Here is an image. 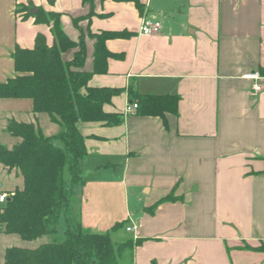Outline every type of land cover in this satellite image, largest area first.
Returning <instances> with one entry per match:
<instances>
[{
	"label": "crops",
	"instance_id": "crops-1",
	"mask_svg": "<svg viewBox=\"0 0 264 264\" xmlns=\"http://www.w3.org/2000/svg\"><path fill=\"white\" fill-rule=\"evenodd\" d=\"M138 1L142 9L136 0H0V82L16 74L17 46L33 48L38 34L55 42L53 23L17 12L19 5L58 13L73 41L84 34L86 70L96 41L89 33H132L106 40L115 56L90 78L93 87L122 90L104 109L124 119L79 124L87 154L71 215L100 232L126 221L121 231L144 239L133 264H264V250L238 247L264 245V0ZM145 17L161 21V30L141 33ZM254 72L259 79L245 76ZM131 92L178 95V112L126 113L138 102ZM33 107L30 98H0V143L21 140L7 129L12 119L38 123L49 136L61 131ZM22 187L23 177L0 164V194ZM170 193L178 200L149 210ZM47 241L0 230V264L9 247Z\"/></svg>",
	"mask_w": 264,
	"mask_h": 264
},
{
	"label": "trees",
	"instance_id": "trees-1",
	"mask_svg": "<svg viewBox=\"0 0 264 264\" xmlns=\"http://www.w3.org/2000/svg\"><path fill=\"white\" fill-rule=\"evenodd\" d=\"M136 4L142 9L138 0ZM31 8L19 5L17 12L26 11L25 15L34 16L38 23H50L52 19L55 42L49 45L45 36L38 34L33 48L17 46L13 53L16 74L0 82V98H30L35 113H47L62 129L49 136L38 123L9 121L8 131L21 140L12 148L0 143V164L16 170L23 177V187L10 193L0 207V230L28 241L47 236L48 241L35 248H7L5 264H133L134 249L144 239L113 237L125 228L126 221L100 232L85 228L78 219L72 221L69 209L75 186L83 182L81 160L87 154L79 124L102 121L116 125L124 119L122 113L104 109L122 90L93 87L90 78L107 72L108 58L115 56L107 49L106 40L132 33H89L96 41L93 68L86 70L84 34L79 41H73L64 32L58 13L42 9L31 13ZM131 94L138 100L141 114L164 117L166 113L178 112V95ZM178 198L170 193L149 210L154 212L159 203ZM63 215L66 221L61 232ZM238 247L264 250V245L253 247L248 243Z\"/></svg>",
	"mask_w": 264,
	"mask_h": 264
},
{
	"label": "built area",
	"instance_id": "built-area-1",
	"mask_svg": "<svg viewBox=\"0 0 264 264\" xmlns=\"http://www.w3.org/2000/svg\"><path fill=\"white\" fill-rule=\"evenodd\" d=\"M162 24L161 21L155 19L154 17H145L142 21V24L140 26V31L144 35H152L155 33H158L161 30ZM247 78H252V79H259L260 75L259 72H254V73H249L245 75ZM261 86L258 84H255V90H260ZM139 103L138 102H131L128 103L126 106V113H131L134 112L138 109ZM7 198V194L2 193L0 194V201L5 202ZM1 229V227H0ZM128 230H132L131 227L127 228Z\"/></svg>",
	"mask_w": 264,
	"mask_h": 264
},
{
	"label": "rangeland",
	"instance_id": "rangeland-1",
	"mask_svg": "<svg viewBox=\"0 0 264 264\" xmlns=\"http://www.w3.org/2000/svg\"><path fill=\"white\" fill-rule=\"evenodd\" d=\"M51 22L53 23L54 21L51 19ZM69 178V173L68 172H66V179H68ZM71 216V220L72 221H76L78 218H77V215H70ZM60 230H61V227H60ZM122 233L121 234H118V235H114V237H115V239H118V238H128V237H130V233L129 232H127V231H121Z\"/></svg>",
	"mask_w": 264,
	"mask_h": 264
},
{
	"label": "water",
	"instance_id": "water-1",
	"mask_svg": "<svg viewBox=\"0 0 264 264\" xmlns=\"http://www.w3.org/2000/svg\"><path fill=\"white\" fill-rule=\"evenodd\" d=\"M30 11H31V13H36L38 11V9L36 7H33V8H31Z\"/></svg>",
	"mask_w": 264,
	"mask_h": 264
}]
</instances>
